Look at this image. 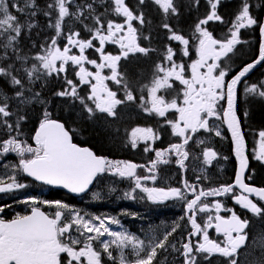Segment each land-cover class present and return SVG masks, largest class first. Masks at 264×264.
<instances>
[{
  "label": "snow or ice",
  "instance_id": "snow-or-ice-1",
  "mask_svg": "<svg viewBox=\"0 0 264 264\" xmlns=\"http://www.w3.org/2000/svg\"><path fill=\"white\" fill-rule=\"evenodd\" d=\"M72 2L73 0H55L54 4L50 3L47 6L49 9L58 10L55 23L49 24V27L55 29L57 36L62 33V24L65 17L75 16L76 19H79L84 15V10L80 6H77L75 13L70 12L68 5ZM144 2L145 0H139L140 4ZM155 3L162 8L165 14H176L178 11L173 0H155ZM196 3L198 4L199 0H196ZM207 3L210 6L209 14L206 18L201 19L195 27V31L199 33L197 48L199 59L188 66L183 63L178 64L173 59L175 55L173 48L168 47L164 56L167 65L157 64L150 82L139 87L142 93L147 92V100L143 95L139 97L146 112L149 114L154 113L159 117H165L169 111L179 114L177 119H170L167 123L171 125L173 134L182 138V143H173L166 150L155 151L156 160H153L151 167L147 168L151 175H137V169L145 167L144 165L126 161L114 162L97 156L88 148L77 146L72 142V136L65 129L64 124L51 119V114L47 110L44 112V118L40 121L39 128L35 131L33 137L35 146L33 147L26 141L19 140L17 137L22 134L19 130L20 121L24 117H20L15 126L9 122L7 118L12 116L13 113L9 108V97L3 92H0V99L3 100V103L0 104V125H3L7 130L10 138L0 141V155L10 152L15 153L20 158L18 165L20 172L43 184L66 188L74 193H82L88 189L98 174L111 172L122 178L134 179L135 186L147 193L150 200L186 199L180 188L165 190L156 187H142L140 181L149 179L155 181L157 164L169 163L172 154L180 157L178 162L183 168L184 160L189 156V151L185 149V146L192 139V134L200 129L211 131L208 118L215 116L220 119V112L223 111V119L226 120L235 143V152L239 159L240 170L236 176L235 184L213 188L211 191L196 192L195 186L185 181L186 187L191 188L194 195V198L188 199L186 202V209L191 213L189 216L192 226L190 236L202 235L203 242L193 243L189 241L184 243L182 245V255L185 257V264H197V253L207 254L205 259L212 254H219L225 258V264H243L238 260V257L242 255L238 250L245 246L247 241L249 245L255 246L260 255L256 256L254 260L246 262V264H264V230L252 236L250 240V234L245 232L250 224L248 219H241L232 209L225 208L220 202L214 205L217 214L214 217L208 215L207 222L203 226L197 223L196 219L197 213L211 212L212 210L208 203L201 200V197L222 195L233 196L235 202L244 209L249 210L257 217L264 218V206H258L256 202L249 198V195L254 194L261 201H264V188L251 187L243 181L247 158L244 155V138L234 111L237 85L256 64L264 61V43L260 46L259 58L253 64L243 67L238 74L233 76L230 82L226 83L225 76L227 72L216 61L232 52L233 46L240 42L237 38L239 29L256 25L258 21L250 15L247 0H242L239 14L235 18L236 23L233 24L235 30H230L231 38L226 41L217 40L202 25H207L209 21L222 20L216 10L219 0H207ZM10 7L16 8L18 12H23L25 8H34L35 5L34 0H31V2L26 0L24 7L21 8L16 4L9 5L7 0H0V34H9L7 43L3 45L6 49L21 35L22 28V25L18 22V17L10 12ZM86 8L96 25V27L88 28V31L92 33L91 39H77L75 37H79L80 33L69 31L67 45L71 47L64 46L61 49L57 46V40L53 38L51 45L44 50V53L35 57L39 67L33 64L31 68H25L23 64L27 63V58L17 55L16 59L22 61L21 67L27 74L30 83H35L40 76H51L53 73L59 75L66 72V66L69 64L78 66L79 70L76 75L82 84L90 86V95L87 99L93 101L95 107H90L85 103L84 98L77 92V85L70 79H66V83L70 87L57 92L56 95L61 97L71 96L80 100L90 115H94L96 111H99L115 118L118 115L117 106L137 100V97L133 94L134 82L130 80L126 71H120L119 62L122 58L127 59L130 54L142 53L147 55L151 51V49L140 46L137 42L138 29L132 23L133 21H139L140 24H143L145 21L142 14H134L126 5L125 0H113V11L117 16L124 18L123 22L109 19L105 24L99 16L94 15L95 9L92 4H88ZM31 15H35V11ZM45 15L51 16V13L45 12ZM28 27L31 29L34 25L29 24ZM163 27L172 33L169 39L178 41L184 46L183 55L188 56L187 46L189 40L185 39L183 35L173 32L167 23ZM12 33L15 35H11ZM260 33L264 36V24L260 25ZM93 40L99 42V47L93 44ZM106 43L117 44L121 50L120 54L105 53L104 45ZM217 46L219 47L217 48ZM73 47L79 49V55L70 54ZM90 48H95L100 53L101 62L98 63L97 60L89 59L85 55V50ZM210 59L213 61L211 64L207 63ZM85 63L91 64L96 69L95 72L83 67ZM14 67L13 63H9L6 68L0 67V77L10 78L11 85L16 88L15 98L21 104H28L33 99L37 102H43L40 100L39 92L33 93L31 97L25 96L24 81L13 75L12 70ZM41 68L44 70L43 72L40 71ZM105 68L109 70L110 74L102 75ZM218 68L220 70L217 72ZM187 69H190V76L186 75ZM201 69L206 70L201 71ZM106 80L113 81L123 89L124 95L122 98H118L117 91H113L108 87L105 83ZM92 81H95V83ZM176 81L183 85L181 94L170 99L163 94L158 95L162 91H175ZM28 91H31V89H28ZM248 91L264 98V84L259 88L253 85ZM225 98L227 109H218V102ZM12 132H16V136H12ZM216 135L219 136L220 132L217 131ZM259 136L261 142L259 155L256 158L264 160V131H261ZM155 139H158V135L151 127L133 128L129 136L132 147L135 148L138 143L143 142L145 152L153 150L149 145V141ZM199 143H203V141ZM203 156L206 162H210L216 157V153L211 149H205L203 150ZM9 179L12 181L11 183H6L0 179V193L26 187V185L17 181L14 174L9 176ZM236 187H239L242 193L249 195L236 194ZM22 202H31L32 205L54 204L57 210L52 214H48L41 211L39 207H32L30 215H17L11 220L0 219V264H102V255L105 253L109 259L116 261V257L110 251L113 245L120 250L117 264H153L158 254L157 250H167L168 237L176 230L174 227L171 232L166 233L163 239L160 240L153 237L145 245L143 240L130 236L126 232L112 231L108 225L119 224V221L114 218L108 219L107 224L105 219L101 217L85 219L75 210H69L68 205L59 201H38L31 198L30 201L26 199ZM221 211L232 214L230 217H223L219 215ZM0 212H3V208H0ZM213 220H215L214 224ZM211 227H214L217 233L223 234L224 241L217 242L209 238L207 229ZM74 232L79 235L74 237ZM86 233L92 235H86ZM105 235L112 237V239H101ZM81 237H83V240ZM93 241L99 244V248L94 246ZM129 245H131L132 254L135 257L132 260H129L123 251ZM172 247L175 250V246L172 245Z\"/></svg>",
  "mask_w": 264,
  "mask_h": 264
},
{
  "label": "flooded vegetation",
  "instance_id": "flooded-vegetation-1",
  "mask_svg": "<svg viewBox=\"0 0 264 264\" xmlns=\"http://www.w3.org/2000/svg\"><path fill=\"white\" fill-rule=\"evenodd\" d=\"M138 1L139 0H137V2ZM219 1L221 2H219L218 5L224 3V1L227 0ZM72 13H74V10ZM217 14L220 17L222 15V13L218 12V10ZM117 17V22H123V17ZM252 17L254 16L252 15ZM72 19L73 16H70V18L68 19L69 22ZM213 21L219 22L220 20ZM132 23L136 27V21H133ZM235 23L236 21L232 22L227 34L223 32V35H221L220 38H218L217 40L226 41L227 39H230V30H235L233 29V24ZM260 25L246 26L245 28L249 29V32L250 34H252V36H254V32L258 30L259 37ZM202 27L208 30L212 34V36L214 35V32H211V30L207 28L206 25H202ZM215 28L216 26L213 27V30ZM245 28L239 29L237 38L240 42L233 46V51L228 53L226 56H222L219 61H216L227 72V75L225 76L226 83L229 82L233 78V76H235V74L239 72L244 65L247 64V62L243 63V57L247 56L250 48L249 45L243 40L247 37ZM65 41L66 46L71 47L70 45H67V37ZM93 44L95 46L97 44V47H99V42L97 40H95V43L93 42ZM197 47L195 48V51L192 52V59L188 65H190L195 60L199 59V56L197 54ZM73 50L75 51V53H73ZM104 51L108 54L118 55L120 54L121 50L117 44L106 43L104 45ZM70 54L79 55V49H72ZM85 55L89 59L97 60L98 63L101 62L100 53L97 52L95 48L86 49ZM210 63H213V61L211 60ZM83 67L93 72H95L96 70L91 64L88 63H85ZM66 68L69 69L75 77H77L76 73L79 70L78 66L69 64L66 66ZM259 69L260 68H258L257 70ZM204 70L206 69H201V71ZM219 70L220 69L218 68L216 71L218 72ZM108 74H110V72L107 68H105L102 72V75ZM251 76L243 80L237 86L236 100L237 98H239V96L241 98L247 96V93L253 94V92L248 91V89H250L254 85L252 82L249 81ZM20 79L24 81V78ZM2 80L10 81V78H0V83L2 82ZM92 82L95 83V81ZM78 83L82 84L80 83V81ZM105 83L111 89V84H113L114 82L111 80H106ZM83 85L85 86V88L90 89V86L88 84ZM4 87V91H2L1 87L0 89L5 95L9 97L8 104L10 111L13 113V115L8 117L7 119L11 124L15 126L17 120L20 117H24V119L20 121L19 129L22 134L17 138L19 140L26 141L29 145L34 147L35 143L33 137L35 135V131L39 127L40 121L44 118L43 102H37L35 99H33V101L28 104H21L19 100L15 98L14 95L16 88L7 83ZM178 94L180 93H174L173 96H176ZM32 95V92H26L25 90L26 97H31ZM56 99L57 95L56 93H54L50 111H52L55 115V111L57 109ZM69 100H71V98H69ZM0 101H2L0 103L2 104L3 100L0 99ZM224 105L225 99L221 100V106L219 109H224ZM91 106L93 108L95 107L93 102ZM69 108L70 110H72L71 105H69ZM44 109H47V107H45ZM135 110H138V108H135ZM116 111H123L122 109H120V105L117 106ZM31 112H35V114L31 115ZM142 112L146 115V117L143 118L141 121L143 125H137L136 119L132 125H116L119 128V130H115L118 133V139L116 140V142L119 143L118 148L112 151H108L105 149L104 153H96L95 150H93L87 144L83 143V132L73 134L72 130H68L66 128L65 129L69 131V134L72 136V142L75 143L77 146L88 148L97 156L104 157L107 160H111L114 162L126 161L135 163L137 165H144L145 167L137 169V175L148 176L151 174L147 171V168L151 167V162L153 160H156L155 151L166 150L170 148L171 144L173 143H182V138L175 136L173 134L171 125L167 123V121L170 119H177L179 115L178 113L174 111H169L167 113L168 118L157 117L153 113L156 117L153 118L144 109H142ZM236 115L241 126L242 124L237 111ZM87 117L88 120L89 118L98 119L99 117L105 120H111L114 118L107 116L106 113H100L99 111H96L94 115H90L89 113H87ZM220 117V119H217L214 116L213 120L211 118H208V123L211 127V131L200 129L195 134H192V139L189 141V143L194 141V146L192 147V149L189 144L185 146V149L189 151V156L186 160H184L183 168L178 162L180 157L176 154H172L170 156L169 163L157 164L155 170V181L151 179L140 181L142 187H156L163 188L165 190H168L170 188H180L183 191V194L186 199L169 198L162 201L150 200L148 198L147 193L142 191L141 188H137L135 186L134 179L122 178L119 175L112 174L111 172L98 174L95 180L92 182L88 192H86L82 196L74 197L71 195L64 194L62 192L58 193L56 189L50 188L47 185L37 182L35 180H31L26 176V174L20 172L18 168L20 158L15 153L10 152L5 155H0V179L4 180L6 183H11L12 181L9 179V176L14 174L16 176L17 181L21 184L26 185V187L14 189L11 192L0 193V208H3V212H0V219L11 220L17 215H30L32 207H39L41 211L48 214H52L57 210L54 204L32 205L31 202H22L26 199L30 201L31 198H35L38 201H59L61 203H64L69 206V210H75V212H78L85 219H90L92 217H101L105 219V223L107 224L108 219L114 218L119 221V224L113 223L108 225V227H110L112 231L126 232L130 236H134L140 240H143L145 242V245H147L153 237L158 240L163 239L164 235L168 232H171L172 229L175 227L176 230L172 232V234L168 237V242L166 245L167 250L165 251L158 249V254L155 260L153 261V264H185V257L182 255V245L189 241L193 243L203 242L202 235H198L195 237L190 236V233L192 232V226L189 221V216L191 215V213H189L186 209V202L188 199L194 198V195L192 189L186 187L185 181H187V183L190 185H194L196 192L211 191L213 188H218L224 185H232L237 175V165L232 159V147L227 136V132L224 128L225 125L223 122V111L220 112ZM109 125L110 124H101L103 128L109 127ZM136 127H151L154 132L158 135V139H155L154 141H149V145L153 149L152 151L145 152V145L143 142L138 143V146L135 148L132 147L131 143L129 142V136L131 130ZM202 131L206 132L204 136L202 135ZM217 131L220 132L219 136L216 135ZM11 135L16 136V132H12ZM197 136L201 139H198ZM257 137L260 138L259 133L256 135L255 139H257ZM8 138H10L9 133L3 127V125H0V141ZM197 141H203V143H195ZM256 142L257 140H255V144ZM245 143L248 165L243 175V181L251 187L264 188V184L261 183L264 179V174H262L259 168L257 167L259 166L264 168V160L256 158L257 155H259V152L255 153V147L252 150L253 155L251 156V151H249L248 149L246 139ZM227 144H230L229 150ZM205 149H211L216 153V157L210 162H206L203 156V150ZM195 152H200L198 159H196L194 156L192 158V154ZM251 164H253L254 166H251ZM235 192L236 194L249 195L247 193H242V191L239 189H235ZM249 198L256 202L258 206H264V203L261 200L251 195H249ZM201 200L205 203H208L210 208L212 209L211 212L197 213V223L201 224V226H203L207 222L208 215H212L214 217L217 214L214 205L217 202H220L225 208L232 209V211L235 212L238 216H240L241 219L249 220V228L245 229V232H248L250 234V240L252 236H255L258 232L264 230V218L257 217L249 210L244 209L241 205L235 202L233 196L231 195L208 196L206 198L201 197ZM231 214L232 213L227 211H221L219 213V215L223 217H230ZM214 223L215 220H213V224ZM207 231L209 233L210 239L215 240L217 242L224 241L225 238L223 234L217 233L214 227L208 228ZM78 235V233H73L74 237H77ZM86 235L92 234L86 233ZM81 239L83 240V237H81ZM101 239L111 240L112 237H108L107 235H105V237H102ZM92 243L94 244V246L99 248V244L96 241H93ZM172 245L175 246V250L173 249ZM110 251H112L113 256L116 257V261L109 259L107 254L105 253L102 255V264H117V261L119 260L120 256V250H118L115 245H113ZM123 251L129 260L135 258L132 254L131 245L123 249ZM238 252L242 253V255L238 257V260L240 262H243V264H246V262L248 261L254 260L256 256L260 255V252L256 250L255 246L249 245L247 241L245 246L239 249ZM206 255L207 254L197 253V264H225V258L221 257L219 254H212L208 256L207 259H205Z\"/></svg>",
  "mask_w": 264,
  "mask_h": 264
},
{
  "label": "trees",
  "instance_id": "trees-1",
  "mask_svg": "<svg viewBox=\"0 0 264 264\" xmlns=\"http://www.w3.org/2000/svg\"><path fill=\"white\" fill-rule=\"evenodd\" d=\"M29 2H31V0H29ZM247 2L249 4L251 16L253 15V18L258 21L256 26L260 25L263 16V0H247ZM7 3L9 5L16 4L23 8L26 0H7ZM50 3L54 4L55 0H34L35 7L25 8V10L21 12L20 18L18 17L19 13L16 8L10 7V12L18 17V22L22 25L21 35L6 49L3 45L7 43V36L9 34H0V67L6 68L9 63H13L15 65L12 70L13 75L24 78L26 92L40 93L41 100L43 101V114L45 110H47L51 114L50 118L62 122L66 129L72 130L73 134L83 132V143L95 150L96 153H104L105 149L108 151L117 149L119 145V143L116 142L118 139V133L115 130H119V128L116 125H132L135 122V119L137 120V125H143L141 121L146 117L142 112L144 107L141 105L139 97L143 95L145 100H147V92L144 91L142 93L139 90V87L150 82L157 64L167 65L164 56L168 47L173 48V51L175 52L173 59L176 63H183L188 66L192 59V52L195 51V48L197 47L199 37L198 33L195 31L196 24L209 14L210 6L207 3V0H199L198 4L196 3V0H173V3L178 9L177 13L165 14L155 1L145 0L143 4H140L137 0H126L127 6L134 12V14H142L145 21L143 24L136 21L138 43L142 47L151 49L147 55L142 53L130 54L127 59L122 58L120 61V71H126L130 80L134 82L133 94L137 97V100L135 102H126L125 104L120 105V109L123 111H117V117L111 120L101 119L100 117L98 119L89 118L88 120V112L85 109L84 104L73 97L72 101L69 102L68 96H57L56 115L50 111L54 93L65 89L66 79L72 80L77 85L78 82L73 74H69L68 72L63 78L60 75H57L56 77H52L53 79L51 80H48L46 75L40 76L35 83H30L27 74L21 67L22 61L16 59L17 55L20 57H26L27 63L23 64V67L25 68H31L33 64H36L39 67V63L35 60V57L44 53L45 47L50 44L49 39L51 36H57L55 29L49 27V24L55 23V19L57 18L55 15L58 14V10L49 9L47 6ZM241 3L242 0H227L218 5L217 10L222 13V20L219 22L211 21L206 25L211 32H214V38L218 39L221 36L216 33L215 29L213 30V27L215 26L217 29H221L222 33L225 32V34H227L232 22L236 21L235 18L239 14ZM88 4L93 5V8L95 9L94 15L99 16L101 21L105 24L109 19L114 21L118 20L117 15L113 11L112 0H73L74 9H76L77 6H80V8L84 10V15L79 19H76V17L73 16V19L70 22L68 19L65 20V25L62 26V33L60 36H57V44L59 43V47L66 45L65 39L69 34V31L79 32L80 36L76 37L77 39H91L92 33L88 31V28L96 27V25L92 16L87 11L86 6ZM105 9H107V11H105ZM33 11H35V15H31ZM45 12H50L51 16H46ZM165 23L171 27L173 32L183 35L185 39L189 40L187 46L189 52L188 56L183 55V45L178 41L169 39V36L172 33L163 27ZM29 24L34 25V27L40 25L46 29L45 38L42 40L37 37L35 31L38 30L36 29L35 31H32L33 27L29 29ZM245 32L247 33V37L243 40L250 48L247 56L243 57V63H248L253 61L258 55L259 37L258 30L254 32V36L250 34L248 28H245ZM11 35L15 34L12 33ZM93 42L95 43V40H93ZM17 69H19V71H17ZM186 75L190 76V69H187ZM249 81L257 86V88L264 84V63L260 69L250 77ZM6 83L11 85L10 81L2 80L0 83L2 90H4ZM174 87L175 91H168L170 92V95H173L174 93H182L183 85L176 82ZM28 89H31V91H28ZM111 89L117 91L118 98L123 97L124 92L119 85L113 83L111 84ZM77 90L79 91L78 94L84 98L85 103L92 107L90 105V100L87 99L89 91L87 89L85 90L83 86H80ZM161 93H159V95H161ZM237 100L236 111L242 124L241 127L248 149L251 151L252 156L256 135L261 131H264V98L259 97L256 93H247V96L242 98L239 96ZM69 105L72 106V110H70ZM45 107H47V109H44ZM135 108H138V110H135ZM32 114H35V112H31V115ZM149 115L156 118L154 114ZM101 124L110 125L109 127L103 128ZM202 132V135L204 136L206 132ZM197 138L201 139L198 136ZM229 146L230 144H227L228 150L230 149ZM251 166L254 165L251 164ZM257 167L260 172L264 174V168ZM261 183L264 184V179Z\"/></svg>",
  "mask_w": 264,
  "mask_h": 264
},
{
  "label": "water",
  "instance_id": "water-1",
  "mask_svg": "<svg viewBox=\"0 0 264 264\" xmlns=\"http://www.w3.org/2000/svg\"><path fill=\"white\" fill-rule=\"evenodd\" d=\"M262 24H264V0H263V18H262V22H261V25ZM262 43H264V36H262L261 35V33H260V27H259V47H258V55H257V57H256V59L255 60H253V61H251L250 63H247L246 65H244L243 67H245V66H247V65H249V64H253L258 58H259V54H260V46H261V44ZM263 62L264 61H261L259 64H256L255 65V67L254 68H252L247 74H246V76L245 77H243L242 78V80H241V82L243 81V80H245V79H247L249 76H251L258 68H260V66L263 64ZM242 67V68H243ZM241 68V69H242ZM236 74H238V72L236 73ZM235 74V75H236ZM230 82V81H229ZM240 82V83H241ZM239 85V84H238ZM237 85V86H238ZM236 105H237V100H236V95H235V101H234V111H235V114H236ZM227 109V100H226V98H225V106H224V110H226ZM236 117H237V115H236ZM237 119H238V117H237ZM223 122H224V125H225V129H226V132H227V136H228V138H229V140H230V144H231V147H232V159L234 160V162L236 163V165H237V174H238V172H239V170H240V163H239V159H238V157L236 156V152H235V143H234V141H233V138H232V134H231V130L228 128V124H227V122H226V120H224L223 119ZM239 126H240V124H239ZM240 131H241V134H242V136H243V132H242V129H241V126H240ZM243 138H244V136H243ZM244 144H245V150H244V155H245V157H246V143H245V139H244ZM247 158V157H246ZM247 165H248V160H247ZM246 169H247V167L245 168V171H246ZM244 171V172H245ZM244 175V174H243ZM27 176V175H26ZM237 176V175H236ZM28 178H30L31 180H35L34 178H32V177H29V176H27ZM96 178V177H95ZM94 178V179H95ZM93 179V180H94ZM36 181V180H35ZM235 181H236V177H235V179H234V183L233 184H235ZM37 182H40V181H37ZM40 183H42V182H40ZM43 184V183H42ZM92 184V183H91ZM91 184L89 185V187H88V189L90 188V186H91ZM232 184V185H233ZM46 185V184H45ZM47 186H49V187H52V188H54V189H57V190H60V191H63V192H65V193H67V194H69V195H72V196H79V195H81V194H83L84 192H86L88 189H86L84 192H82V193H74V192H70L68 189H66V188H62V187H58V186H53V185H47ZM236 189L238 190L239 189V187H236ZM239 190H241V189H239ZM251 196H253V197H255V198H257V199H259L257 196H255L254 194H252ZM260 200V199H259ZM263 203H264V201H262Z\"/></svg>",
  "mask_w": 264,
  "mask_h": 264
},
{
  "label": "rangeland",
  "instance_id": "rangeland-1",
  "mask_svg": "<svg viewBox=\"0 0 264 264\" xmlns=\"http://www.w3.org/2000/svg\"><path fill=\"white\" fill-rule=\"evenodd\" d=\"M112 1H113V0H112ZM68 7H69V10H70L71 13L73 12V10H74V13L77 11V8L74 9L73 2H72L70 5H68ZM18 13H19V16H18V17L20 18L21 12H18ZM57 15H58V14H57ZM57 15H55V17H57ZM69 18H70V16H69V17H65V20H67V19H69ZM65 20H64L62 26L65 25V22H66ZM36 29H37L38 31H35ZM215 30H216V33H217V34H219V35H223L222 32H221V29H217V28H215ZM32 31H35V34L37 35V37L41 38L42 40H43V38H45V31H46V29H44V28L41 27L40 25H36V27H33V28H32ZM53 38H55V39L57 40V36H51L50 39H49L50 44H49L48 46H46L45 48H47V47H49V46L51 45V40H52ZM198 45H199V39H198ZM57 46H58V44H57ZM218 47H219V46H218ZM218 47H217V48H218ZM197 48H198V47H197ZM61 49H62V48H61ZM72 49H75V48L73 47ZM73 53H75L74 50H73ZM239 57H240V56H239ZM235 58H236V56H235ZM210 61H211V59L208 60L207 63L211 64ZM43 71H44V70L41 68V72H43ZM68 72H70L69 69H67L66 72L60 73L59 75L63 78V77H65V76L67 75ZM56 76H57V74L53 73L51 76H47V77H48V80H51V79H53L52 77H56ZM176 82H178V81H176ZM176 82H175V83H176ZM25 87H26V86H25ZM79 87H80V85L77 84V89H78ZM87 89H88V88H87ZM4 90H5V89H4ZM4 90H2V91H4ZM88 90H89V89H88ZM2 91H1V89H0V92H2ZM161 94L165 95V97H167V95H168L167 93H165V92H163V91H162ZM171 98H172V97H171ZM1 102H2V101H0V103H1ZM220 106H221V100L218 102V104H217V108L219 109ZM155 115H156V114H155ZM156 116L159 117L158 115H156ZM162 118H168V115L166 114V116H165V117H162ZM210 118L213 120V117H210ZM210 118H209V119H210ZM255 140H257V142H256V144H255V153H257V152H259V145H260L261 140H260L259 137H257V139H255ZM195 143H199V141H197V142H195ZM189 145H190V147H191V149H192V147L194 146V141L190 142ZM199 153H200V152H195V153H193V154H192V158H193V156H194L196 159H198Z\"/></svg>",
  "mask_w": 264,
  "mask_h": 264
}]
</instances>
